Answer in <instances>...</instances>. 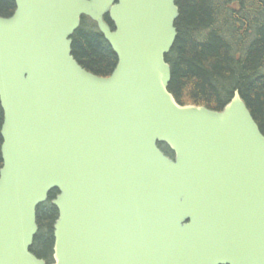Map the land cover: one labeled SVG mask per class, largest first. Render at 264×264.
Returning a JSON list of instances; mask_svg holds the SVG:
<instances>
[{
    "label": "water",
    "instance_id": "water-1",
    "mask_svg": "<svg viewBox=\"0 0 264 264\" xmlns=\"http://www.w3.org/2000/svg\"><path fill=\"white\" fill-rule=\"evenodd\" d=\"M15 4L0 16V264H48L32 245L54 190L51 264H264V133L239 89L222 110L169 90L176 0ZM84 16L118 57L109 76L73 54Z\"/></svg>",
    "mask_w": 264,
    "mask_h": 264
},
{
    "label": "trees",
    "instance_id": "trees-1",
    "mask_svg": "<svg viewBox=\"0 0 264 264\" xmlns=\"http://www.w3.org/2000/svg\"><path fill=\"white\" fill-rule=\"evenodd\" d=\"M180 17L178 37L166 56L172 68L169 90L182 104L222 110L239 89L264 133V0H176ZM16 10L15 0H0V16ZM107 22L114 28L109 16ZM73 54L89 71L109 76L118 57L97 25L83 17L73 35ZM4 112L0 103V170L3 166L1 126ZM160 146L171 157L166 144ZM58 190L38 207L39 232L35 238L38 256L48 258L54 241L58 209L52 204ZM36 251V250H35Z\"/></svg>",
    "mask_w": 264,
    "mask_h": 264
},
{
    "label": "flooded vegetation",
    "instance_id": "flooded-vegetation-1",
    "mask_svg": "<svg viewBox=\"0 0 264 264\" xmlns=\"http://www.w3.org/2000/svg\"><path fill=\"white\" fill-rule=\"evenodd\" d=\"M35 245H36V243L34 242V244L32 246V252L35 253L38 256V254H39L38 252H41V251H40V248H38V247L35 249L34 248ZM45 251L48 252V258H44L43 256H39V257L44 258L47 261L48 264L53 263V261H54V258H53V254H54V241H50V243H49L47 249H45Z\"/></svg>",
    "mask_w": 264,
    "mask_h": 264
},
{
    "label": "bare ground",
    "instance_id": "bare-ground-1",
    "mask_svg": "<svg viewBox=\"0 0 264 264\" xmlns=\"http://www.w3.org/2000/svg\"><path fill=\"white\" fill-rule=\"evenodd\" d=\"M1 129H2V126H1Z\"/></svg>",
    "mask_w": 264,
    "mask_h": 264
}]
</instances>
